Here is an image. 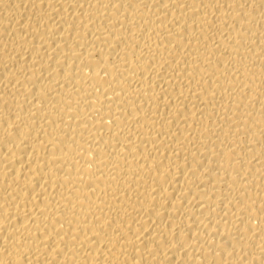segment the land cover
<instances>
[{"label": "bare ground", "instance_id": "obj_1", "mask_svg": "<svg viewBox=\"0 0 264 264\" xmlns=\"http://www.w3.org/2000/svg\"><path fill=\"white\" fill-rule=\"evenodd\" d=\"M0 264H264V0H0Z\"/></svg>", "mask_w": 264, "mask_h": 264}]
</instances>
